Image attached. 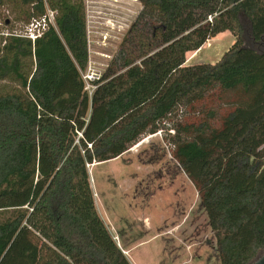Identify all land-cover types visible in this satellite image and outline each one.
Segmentation results:
<instances>
[{
	"label": "trees",
	"instance_id": "trees-1",
	"mask_svg": "<svg viewBox=\"0 0 264 264\" xmlns=\"http://www.w3.org/2000/svg\"><path fill=\"white\" fill-rule=\"evenodd\" d=\"M139 2L90 96L84 1L0 0L24 25L54 13L35 42L17 31L0 39V81L17 84L0 93V264H130L97 211L88 167L167 122L220 264H250L264 249V0ZM226 32L235 41L218 62L186 64ZM231 93L226 112L172 123L182 106Z\"/></svg>",
	"mask_w": 264,
	"mask_h": 264
},
{
	"label": "rangeland",
	"instance_id": "rangeland-1",
	"mask_svg": "<svg viewBox=\"0 0 264 264\" xmlns=\"http://www.w3.org/2000/svg\"><path fill=\"white\" fill-rule=\"evenodd\" d=\"M86 10L89 65L82 76H102L118 55L130 26L142 10L139 0H83ZM22 19V18H21ZM6 22H10L7 24ZM31 22V21H30ZM246 46L253 41L247 20ZM28 25V24H27ZM15 21L10 6L0 8V39L27 26ZM248 31V32H247ZM226 32L187 56V65L214 64L234 44ZM16 83L0 81V93ZM209 99L204 104L182 106L172 123L204 117L209 110L226 112L228 102ZM225 110V111H224ZM165 131L148 135L122 157L88 167L96 208L112 232L124 233L136 246L132 264H220L214 234L200 206L197 191L172 159ZM170 135V134H169ZM264 249L258 254L261 255Z\"/></svg>",
	"mask_w": 264,
	"mask_h": 264
},
{
	"label": "built area",
	"instance_id": "built-area-1",
	"mask_svg": "<svg viewBox=\"0 0 264 264\" xmlns=\"http://www.w3.org/2000/svg\"><path fill=\"white\" fill-rule=\"evenodd\" d=\"M49 25H54V13L51 11H48L47 15L42 18L33 19L22 32L15 33L19 37H24L31 40L32 42H35L37 39L42 37L44 32L48 29ZM100 77L101 76L97 75L83 77L86 85V90L88 91L90 96H92L94 90L96 89L93 83L99 80ZM115 240L118 242V238H115Z\"/></svg>",
	"mask_w": 264,
	"mask_h": 264
},
{
	"label": "crops",
	"instance_id": "crops-1",
	"mask_svg": "<svg viewBox=\"0 0 264 264\" xmlns=\"http://www.w3.org/2000/svg\"><path fill=\"white\" fill-rule=\"evenodd\" d=\"M97 211L99 213L98 208H97ZM99 215H100V213H99ZM100 217H101V215H100ZM103 221H104L105 225L108 227V224L105 222V220H103ZM108 229H109V227H108ZM109 231H110L111 235L113 236L114 240H115V238H118V242L115 240L116 243L118 244V246L122 250V252L126 255L130 264H132L131 259H130V254L134 251L136 246H133V242L131 241V239L124 236V233H120V232L117 233L116 230H115V232H112L110 229H109Z\"/></svg>",
	"mask_w": 264,
	"mask_h": 264
},
{
	"label": "water",
	"instance_id": "water-1",
	"mask_svg": "<svg viewBox=\"0 0 264 264\" xmlns=\"http://www.w3.org/2000/svg\"><path fill=\"white\" fill-rule=\"evenodd\" d=\"M260 44H264V37H262ZM250 264H264V252L257 256Z\"/></svg>",
	"mask_w": 264,
	"mask_h": 264
},
{
	"label": "flooded vegetation",
	"instance_id": "flooded-vegetation-1",
	"mask_svg": "<svg viewBox=\"0 0 264 264\" xmlns=\"http://www.w3.org/2000/svg\"><path fill=\"white\" fill-rule=\"evenodd\" d=\"M258 49H264V44L257 43Z\"/></svg>",
	"mask_w": 264,
	"mask_h": 264
}]
</instances>
